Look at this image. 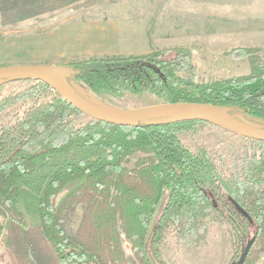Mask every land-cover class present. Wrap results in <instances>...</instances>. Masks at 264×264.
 <instances>
[{"label": "trees", "instance_id": "obj_1", "mask_svg": "<svg viewBox=\"0 0 264 264\" xmlns=\"http://www.w3.org/2000/svg\"><path fill=\"white\" fill-rule=\"evenodd\" d=\"M100 1L0 0V25L15 27L27 18ZM232 54L250 57V73L197 82L196 55L185 47L61 66L66 81L122 109L125 94H147L159 103L212 104L233 117L264 121V60L247 48ZM11 83L29 85L0 95V113L15 102L30 104L12 119H0V199L15 213L0 223L3 249L25 264H161L166 230L183 244L198 245L215 218L226 222L239 242L254 237L243 264H264L255 263L264 251L263 141L247 138L249 145L225 168L205 146L192 150L179 138L203 121L120 126L82 113L42 81H3L0 90ZM46 94L50 100L41 101ZM26 193L38 210L34 226L18 219ZM77 206L82 213L72 231Z\"/></svg>", "mask_w": 264, "mask_h": 264}, {"label": "rangeland", "instance_id": "obj_2", "mask_svg": "<svg viewBox=\"0 0 264 264\" xmlns=\"http://www.w3.org/2000/svg\"><path fill=\"white\" fill-rule=\"evenodd\" d=\"M143 0H101L99 3L79 10H64L54 15H42L33 18H27L22 20L17 26H1L0 25V66H11V65H58L62 67V64H69L73 62H79L83 59L92 57H114V56H127L118 55L119 50L127 46H131V51H126L125 54L138 53L141 46L144 47L145 43L140 40H133L129 43H119L121 47H116V42L111 39H105L100 41L99 45H102L103 49L100 54L102 55H86L80 57L82 53L73 51L75 46V36L71 37V43L66 40L70 38L67 35L65 39L61 40V37H55L53 32L54 29L61 26L63 23H79L81 20L86 18H104L109 22V18L114 15L118 18L124 16H135L141 13L140 10H136L138 5ZM149 2V6L155 10L151 12H159L157 10L159 5L163 3L172 2L171 0H144ZM123 7H131V10H117ZM113 8V9H112ZM150 11V10H149ZM139 12V13H138ZM152 18L150 22L151 32L154 38H157V29L160 24L161 27H165L167 17L166 15L161 16L162 20L157 22L158 18L155 17V13H151ZM237 13L238 11H233ZM112 13V15H111ZM113 16V17H114ZM150 29V27H149ZM136 32V31H135ZM137 34V33H136ZM139 34V33H138ZM151 36V34H150ZM159 40L148 42V49L160 50L164 48L177 47L173 41H169L168 34L158 33ZM66 40V41H65ZM250 44L253 46H244L239 48H247L254 52V55H259L264 60V41H254ZM70 48V51L69 49ZM189 48V47H185ZM144 49V48H143ZM190 49V48H189ZM88 50V48H86ZM196 55L194 57V65L196 67L194 74L195 81H208L213 79L227 78L231 76H238L250 73L252 65L250 64L249 56H236L232 54L230 56V50L226 52L215 54L201 47L196 49H190ZM233 50V49H232ZM69 51V52H68ZM62 53V57L59 54ZM73 86L86 98L98 102V104L107 107L109 109H119L113 105L107 104L106 102L94 97L84 87L79 84L71 83ZM29 85L27 83H11L5 85L0 90V95H5L9 92H18L23 89L24 86ZM57 94V93H56ZM58 95V94H57ZM52 97L51 94L42 95L41 101H48ZM28 101V100H26ZM123 101L124 109H133L138 107L150 106L159 103V100L154 96L147 94H130L127 93L120 100ZM30 102H15L9 106L5 111L0 113V119L8 120L12 119L14 115L20 113ZM235 118L246 121L250 124L264 128V121L259 119H252L244 117L242 115H236ZM175 120L174 117L157 119L155 121H168ZM181 141L191 148L196 149L198 146L203 145L207 148L213 158L220 159L221 164L228 168V164H233L235 158L240 156L242 145H249L247 138L240 135L227 131L223 128L215 126L209 123L199 124L198 128L194 132H184L179 134ZM143 156V155H142ZM139 156H136V158ZM134 160L127 163L128 166L133 165ZM63 190L58 197L64 192ZM58 199V198H57ZM18 209L21 212L20 221L24 224L34 226L38 224V210L34 198L26 193L20 198ZM82 208L76 207L75 215L72 217L69 228L74 231L77 227L78 220L81 216ZM15 215V213H12ZM10 212L7 211L0 199V223L5 222L6 215L11 216ZM3 228V232H5ZM252 235V233L250 234ZM249 235V236H250ZM249 238V237H248ZM251 238V236H250ZM3 240L0 239V264H25L24 261L17 255L9 251L10 249H3ZM247 241V239H246ZM246 241L239 242L235 238L232 229L226 224V222L219 220H212L206 228V234L204 239L199 242L198 245L183 244L179 241L175 233L170 228L166 230L163 241L159 245L161 264H232L237 258L240 257ZM46 247V246H45ZM42 247H40L41 249ZM125 251L128 254L130 252V245L124 244ZM43 250H45L43 248ZM44 255L46 252H42ZM47 256V255H46ZM255 263H260L264 260V251L258 253ZM48 257V256H47ZM29 261V260H28ZM131 261H133L131 259ZM30 262V261H29ZM31 263V262H30ZM140 264V263H132Z\"/></svg>", "mask_w": 264, "mask_h": 264}, {"label": "crops", "instance_id": "obj_3", "mask_svg": "<svg viewBox=\"0 0 264 264\" xmlns=\"http://www.w3.org/2000/svg\"><path fill=\"white\" fill-rule=\"evenodd\" d=\"M171 1L159 5L158 13L151 12L155 9L149 6L148 1L143 0L136 8V10L141 9V13L138 12L139 14L135 16L118 18L111 13L109 22L104 18H86L79 23H63L53 32L55 31V37L59 36L61 40L70 35V38L66 40L71 45V37L75 36L76 44L73 51L82 53L80 57L102 55L100 52L103 49L99 43L106 38L115 41L116 47H121L119 43H129L133 40L145 43L144 47L139 48L138 53L132 51L125 54L126 51H131L130 45L126 50L122 47V50L118 48L117 50L120 51L118 55L145 54L152 50L144 51L148 49V42L159 40L158 33L168 34L167 39L176 43L177 47L190 49L201 47L215 54L239 47L253 46L250 43L256 40L264 41V0ZM120 7L112 9L117 12L133 9ZM150 12L155 13L157 22L164 21L161 16L167 17L168 22L164 24L165 27L158 25L157 38H154L151 32ZM68 49L70 51V48ZM59 56L62 57V53Z\"/></svg>", "mask_w": 264, "mask_h": 264}, {"label": "water", "instance_id": "obj_4", "mask_svg": "<svg viewBox=\"0 0 264 264\" xmlns=\"http://www.w3.org/2000/svg\"><path fill=\"white\" fill-rule=\"evenodd\" d=\"M66 72L58 65H11L0 66V82L29 78L46 83L60 97L82 113L106 123L132 126L157 119H197L213 124L244 138L263 141L264 128L229 115L223 107L193 102L157 103L133 109H109L83 96L65 79ZM151 231V226L149 232ZM254 237L247 242L238 260L232 264H243ZM150 264H154L150 261Z\"/></svg>", "mask_w": 264, "mask_h": 264}, {"label": "flooded vegetation", "instance_id": "obj_5", "mask_svg": "<svg viewBox=\"0 0 264 264\" xmlns=\"http://www.w3.org/2000/svg\"><path fill=\"white\" fill-rule=\"evenodd\" d=\"M236 261H237V260H236ZM236 261H235V262H236Z\"/></svg>", "mask_w": 264, "mask_h": 264}, {"label": "bare ground", "instance_id": "obj_6", "mask_svg": "<svg viewBox=\"0 0 264 264\" xmlns=\"http://www.w3.org/2000/svg\"><path fill=\"white\" fill-rule=\"evenodd\" d=\"M98 103V102H97Z\"/></svg>", "mask_w": 264, "mask_h": 264}]
</instances>
